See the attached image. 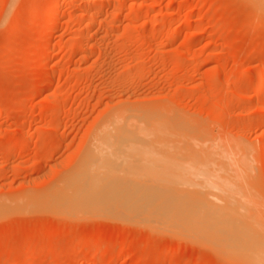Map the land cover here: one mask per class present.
Masks as SVG:
<instances>
[{
	"label": "rangeland",
	"instance_id": "obj_1",
	"mask_svg": "<svg viewBox=\"0 0 264 264\" xmlns=\"http://www.w3.org/2000/svg\"><path fill=\"white\" fill-rule=\"evenodd\" d=\"M254 1L0 0V264H246L201 236L26 206L62 188L115 117L116 140H161L171 178L150 183L140 160L119 159L117 179L236 207L264 250V9Z\"/></svg>",
	"mask_w": 264,
	"mask_h": 264
},
{
	"label": "bare ground",
	"instance_id": "obj_2",
	"mask_svg": "<svg viewBox=\"0 0 264 264\" xmlns=\"http://www.w3.org/2000/svg\"><path fill=\"white\" fill-rule=\"evenodd\" d=\"M254 2L264 9V0ZM53 9L54 6H50L49 13L53 12ZM112 119L97 132L96 138L87 149V154L84 155L82 164L66 178L65 185L48 195L29 200L26 206L70 217H106L139 222L152 229L186 239L201 236L205 244L214 246L221 254L232 256L233 259L236 258L237 261L246 264H264V250L253 230L243 219L234 218L235 214L237 216V209H234L236 207L232 208L229 204L225 205L226 207L198 205L195 203L197 199L195 195L174 187L159 185L140 187L138 184L135 186L137 182L134 184L130 175H128L131 177L130 180L120 177L121 181L117 179L119 173L116 174V163L119 159H127L126 161L130 159L135 162L137 159L138 162L140 160L144 170L145 168L148 170L137 174L139 177L144 176V173L145 177L150 176V183L167 182L170 176L159 170L163 166L160 161L167 160L164 157L166 146L161 144V140L149 142V147L138 146L136 141L129 137L118 141L116 117ZM162 156L164 159L160 158ZM143 158L148 163H143ZM132 182L134 185H131ZM224 190L221 191L224 193Z\"/></svg>",
	"mask_w": 264,
	"mask_h": 264
}]
</instances>
